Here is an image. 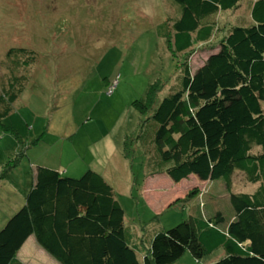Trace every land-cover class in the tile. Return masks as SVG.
<instances>
[{
    "label": "trees",
    "instance_id": "1",
    "mask_svg": "<svg viewBox=\"0 0 264 264\" xmlns=\"http://www.w3.org/2000/svg\"><path fill=\"white\" fill-rule=\"evenodd\" d=\"M238 1L170 0L175 12L165 20L166 42L183 57L180 74L156 103L155 85L145 104L133 102L151 120L146 174L210 183L201 196L211 195L212 209L201 201L186 219L156 228L138 244L100 173L86 169L71 177L37 165L21 207L0 228V264H23L16 253L30 235L59 264H172L186 249L198 259L219 248L222 256L209 264H264V0H251L250 24L228 25L198 67L191 71L187 63L194 44L214 37L210 18ZM34 53L15 45L5 56L16 54L28 68ZM27 68L13 76L22 79ZM10 87L0 95V116L19 90ZM236 173L247 189L233 183ZM219 184L223 194L216 193ZM223 199L228 203L221 206Z\"/></svg>",
    "mask_w": 264,
    "mask_h": 264
},
{
    "label": "rangeland",
    "instance_id": "2",
    "mask_svg": "<svg viewBox=\"0 0 264 264\" xmlns=\"http://www.w3.org/2000/svg\"><path fill=\"white\" fill-rule=\"evenodd\" d=\"M250 2L239 0L236 8L210 18L214 37L189 50L191 71L228 25L250 24ZM174 12L170 0H0V95L9 83L19 88L0 116V228L21 207L37 165L71 177L86 169L100 173L138 244L157 227L186 219L201 201L205 211L212 209L211 195L201 196L210 183L194 175L173 182L162 173L146 174L144 142L151 137V120L133 102L145 104L155 85L156 103L180 74L183 57L174 56L166 42L165 20ZM15 45L36 52L28 68L16 54L11 60L5 56ZM17 67L27 68L22 79L13 76ZM242 178L236 173L233 183L244 188ZM217 187L223 194L221 184ZM31 247L28 243L24 252L35 253L31 264L42 262ZM221 256L219 248L195 259L186 249L172 264H209Z\"/></svg>",
    "mask_w": 264,
    "mask_h": 264
},
{
    "label": "crops",
    "instance_id": "3",
    "mask_svg": "<svg viewBox=\"0 0 264 264\" xmlns=\"http://www.w3.org/2000/svg\"><path fill=\"white\" fill-rule=\"evenodd\" d=\"M157 228H159V227H157ZM160 228H162V227H160ZM29 237H31V235L28 236V238L25 240V242L23 243L21 248L16 253V256H17L18 260H20V262H22L23 264H31L32 259L35 258V253H31L30 251L28 253H24L25 247H27V244L30 243L32 246L31 248H33L35 250V252L40 253V254H38L39 257L42 256L43 261L38 262V264H59L55 259H53V258L49 259L47 254L43 250H41L40 248H37L34 244H32V241L29 240L30 239ZM46 259L48 260V262L45 261Z\"/></svg>",
    "mask_w": 264,
    "mask_h": 264
}]
</instances>
